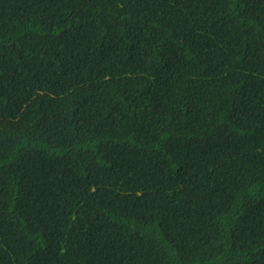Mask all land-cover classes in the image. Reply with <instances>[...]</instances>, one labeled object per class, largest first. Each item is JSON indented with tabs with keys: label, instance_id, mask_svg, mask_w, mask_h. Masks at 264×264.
<instances>
[{
	"label": "trees",
	"instance_id": "16d2710c",
	"mask_svg": "<svg viewBox=\"0 0 264 264\" xmlns=\"http://www.w3.org/2000/svg\"><path fill=\"white\" fill-rule=\"evenodd\" d=\"M0 264H264V0H0Z\"/></svg>",
	"mask_w": 264,
	"mask_h": 264
},
{
	"label": "clouds",
	"instance_id": "9594fccd",
	"mask_svg": "<svg viewBox=\"0 0 264 264\" xmlns=\"http://www.w3.org/2000/svg\"><path fill=\"white\" fill-rule=\"evenodd\" d=\"M76 39L77 40H79V39L81 40V39H83V37L81 35H77Z\"/></svg>",
	"mask_w": 264,
	"mask_h": 264
}]
</instances>
